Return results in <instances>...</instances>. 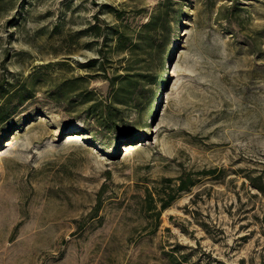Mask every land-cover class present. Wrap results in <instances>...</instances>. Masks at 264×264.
Returning a JSON list of instances; mask_svg holds the SVG:
<instances>
[{
	"label": "rangeland",
	"instance_id": "obj_1",
	"mask_svg": "<svg viewBox=\"0 0 264 264\" xmlns=\"http://www.w3.org/2000/svg\"><path fill=\"white\" fill-rule=\"evenodd\" d=\"M162 2L157 81L104 128L87 109L124 55L80 68L103 59L87 27ZM1 87L0 264H264V0H0ZM181 175L156 225L141 199Z\"/></svg>",
	"mask_w": 264,
	"mask_h": 264
},
{
	"label": "trees",
	"instance_id": "obj_2",
	"mask_svg": "<svg viewBox=\"0 0 264 264\" xmlns=\"http://www.w3.org/2000/svg\"><path fill=\"white\" fill-rule=\"evenodd\" d=\"M169 5L170 3L162 2L150 12L145 11L146 13L136 12L133 8L129 10L116 9L106 5L108 12L113 14L116 23L112 25L103 22L102 24L99 20L96 23H89L87 32L95 39V43L98 44V40L102 39V50L96 51L98 54H102L101 58L103 59L101 61L100 58H91L80 64V68L90 72L97 67V71L105 72L107 68L105 64L112 62L107 55H124L122 62L125 63L124 66H120L123 67L124 74L113 75L109 78L110 103L105 110L102 108L103 102L100 100L91 104L87 109L93 116L96 115L95 111H100L98 114V119L101 121L100 126L117 130L116 121L120 116L117 115L120 113L119 106L141 107V101L148 98L150 90L147 87L157 81L151 71L156 62L161 61L163 43L160 40V35L166 28ZM139 14L146 17V21H138L136 28L131 27V20L133 21ZM85 79L86 77L82 76L65 79L61 82L60 88L69 87L68 94L77 96L80 104H88L93 100L92 91L89 92L79 83ZM8 85L11 86L10 83ZM0 89V94L3 96L7 89L4 87ZM11 92L8 89L5 95H9ZM15 109L11 108L10 111L14 112ZM5 113L7 114V110ZM214 172V170H210L206 174L210 175ZM160 185V188L152 191L147 189L140 202L144 216L155 221L156 225L161 220V214L172 205L179 194L194 186L190 178H185L182 175L177 178L166 177L162 179ZM251 185L262 191L261 185L254 182H251ZM94 216L98 217V214L95 212Z\"/></svg>",
	"mask_w": 264,
	"mask_h": 264
},
{
	"label": "bare ground",
	"instance_id": "obj_3",
	"mask_svg": "<svg viewBox=\"0 0 264 264\" xmlns=\"http://www.w3.org/2000/svg\"><path fill=\"white\" fill-rule=\"evenodd\" d=\"M127 146H129V145H127Z\"/></svg>",
	"mask_w": 264,
	"mask_h": 264
}]
</instances>
